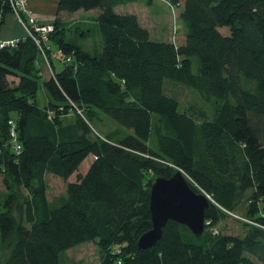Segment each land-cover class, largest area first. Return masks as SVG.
Wrapping results in <instances>:
<instances>
[{
    "label": "trees",
    "instance_id": "obj_1",
    "mask_svg": "<svg viewBox=\"0 0 264 264\" xmlns=\"http://www.w3.org/2000/svg\"><path fill=\"white\" fill-rule=\"evenodd\" d=\"M138 1L57 0L49 40L71 60L48 79L30 38L0 49V245L14 239L0 264H63L69 249L89 242L100 251L98 264H264V0H182L179 46L152 41L136 15L116 12ZM92 10L99 11L101 39L93 54L58 26L64 13ZM7 15L10 2L0 0V27ZM170 85L195 90L208 111L180 112ZM97 113L127 133L94 136ZM89 156L87 172L78 173ZM178 171L215 202L204 212L205 230L194 236L169 221L155 246L140 250L139 238L152 228L150 186ZM47 176L66 182L56 201L47 198ZM21 188L29 194L17 225ZM244 200L259 225L244 237L214 235L224 213Z\"/></svg>",
    "mask_w": 264,
    "mask_h": 264
},
{
    "label": "rangeland",
    "instance_id": "obj_2",
    "mask_svg": "<svg viewBox=\"0 0 264 264\" xmlns=\"http://www.w3.org/2000/svg\"><path fill=\"white\" fill-rule=\"evenodd\" d=\"M56 2L57 0H29V6H31L33 12L41 18L53 17L56 10ZM182 7V0H153L150 6L147 5L145 1L140 0L136 3L120 6L116 8V12L118 14L136 15L141 26L149 32L152 41L171 42L179 46L185 40V29L180 20ZM98 15V10L64 13L60 16L58 26L64 32L67 41L80 47L84 51L93 54L100 52L101 50V39L97 24ZM50 23L52 22H44V24ZM222 32L226 33V30H223ZM39 66L43 71L42 77L44 79L50 78L51 71L49 68L42 63H40ZM61 69L62 65L60 62L54 60L52 72L58 73ZM8 81L10 83L17 82V80L11 77L8 78ZM167 91L169 94L178 98L180 112L189 106L203 107L206 111L209 109L208 104H202L203 102L195 90L187 89L178 85H170L168 86ZM47 101L46 92L42 85H40L36 96V102L39 107H43L47 105ZM96 115L99 120L91 122L94 136L102 139H117L121 135L127 133V130L118 127L112 120L102 113H97ZM72 119V114H70L65 119V123L72 121ZM91 163L92 157L89 156L79 167L78 173L84 175ZM74 179L75 177L72 178V180ZM46 180L48 185L47 198L49 201H56L65 195V181L53 176H47ZM3 190L0 181V210L5 197V195L2 194ZM198 191L199 193L206 195L213 204L215 203L210 195L200 189H198ZM28 194L29 192L26 189L21 188L17 190L15 205L12 212L17 225L22 222L20 207L28 197ZM247 203V200H244L237 205L233 213H224L221 221L216 226L219 234L244 237L249 226L257 227L259 225L254 219L247 217ZM260 215L264 216V212ZM13 245L14 239L12 238L5 243H1L0 255L2 261H5L9 257ZM99 260L100 251L97 245L94 244V242H89L69 249L64 255L63 264H98ZM253 261L254 264H259L257 261Z\"/></svg>",
    "mask_w": 264,
    "mask_h": 264
},
{
    "label": "water",
    "instance_id": "obj_3",
    "mask_svg": "<svg viewBox=\"0 0 264 264\" xmlns=\"http://www.w3.org/2000/svg\"><path fill=\"white\" fill-rule=\"evenodd\" d=\"M212 203L206 195L188 185L181 172L171 178H155L150 186L149 212L152 228L138 240V248L147 250L160 240L167 222L174 221L189 229L194 236L205 230L204 212Z\"/></svg>",
    "mask_w": 264,
    "mask_h": 264
},
{
    "label": "built area",
    "instance_id": "obj_4",
    "mask_svg": "<svg viewBox=\"0 0 264 264\" xmlns=\"http://www.w3.org/2000/svg\"><path fill=\"white\" fill-rule=\"evenodd\" d=\"M9 2L12 7V16L24 29L25 37L30 38L39 50V64L42 63L47 66L51 73L54 60L59 61L61 65L69 64L71 57L61 59L63 56L62 50L51 46L49 35L53 33L54 26L52 24H44L40 21L39 17L29 6V0H9ZM18 41H0V49L14 48ZM9 125L12 150L18 154L21 151V146L17 141L13 122H9ZM212 233L214 235L218 234L217 229L214 228Z\"/></svg>",
    "mask_w": 264,
    "mask_h": 264
},
{
    "label": "crops",
    "instance_id": "obj_5",
    "mask_svg": "<svg viewBox=\"0 0 264 264\" xmlns=\"http://www.w3.org/2000/svg\"><path fill=\"white\" fill-rule=\"evenodd\" d=\"M30 5V3H29ZM31 7V6H30ZM32 9V7H31ZM33 10V9H32ZM56 11V10H55ZM55 15V14H54ZM38 16V15H37ZM40 21L43 23L46 21H53V17L41 18L38 16ZM25 38V33L22 27L16 22L12 15H7L4 18V23L0 27V41H13V40H21ZM41 75H43V71L41 68Z\"/></svg>",
    "mask_w": 264,
    "mask_h": 264
}]
</instances>
